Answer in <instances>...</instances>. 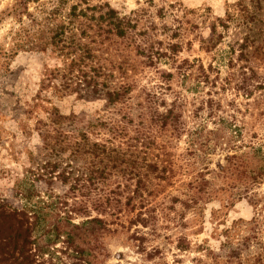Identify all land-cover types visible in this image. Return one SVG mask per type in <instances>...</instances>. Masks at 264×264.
<instances>
[{"label":"rangeland","instance_id":"374dc122","mask_svg":"<svg viewBox=\"0 0 264 264\" xmlns=\"http://www.w3.org/2000/svg\"><path fill=\"white\" fill-rule=\"evenodd\" d=\"M243 1L251 10L257 6L255 0ZM238 2L0 0V203L16 208L38 204L39 196L27 202L17 195L21 182L41 196L51 188L57 193L67 189L38 174L43 159H62L63 167L71 161L70 149L61 153L64 158L51 154L58 128L54 115H75L73 133L97 118L120 116L106 107V97L81 96L75 84L61 88L66 74L97 68L110 74L106 79L101 74V82L119 85L133 79L136 103L146 105L149 90L165 98L162 110L175 101L182 128L153 125L143 131L144 144L135 130L122 138H129L130 145L121 148L132 160L107 168L112 175L105 178L106 189L116 188L120 210L101 215L109 229L97 231L84 245V259L91 264H257L248 253L261 252L264 259V0L256 20L233 19L222 29L220 20L238 12ZM109 9L132 20L135 28L127 37L111 30L105 19ZM144 47L164 54L148 63ZM77 52L82 61L73 63ZM162 70L173 75L160 92L157 71ZM251 71L263 84L250 86L247 95L240 87L246 85L244 73ZM134 107L138 115L142 107ZM149 120L136 118L130 128ZM109 137L90 135L100 142ZM97 197L94 191L91 200ZM49 212L46 219L52 223ZM90 214L99 213L92 209ZM180 237L188 250L178 248ZM247 237L251 249L229 262L232 247ZM73 248L57 242L45 255L47 264H82Z\"/></svg>","mask_w":264,"mask_h":264},{"label":"trees","instance_id":"16d2710c","mask_svg":"<svg viewBox=\"0 0 264 264\" xmlns=\"http://www.w3.org/2000/svg\"><path fill=\"white\" fill-rule=\"evenodd\" d=\"M255 1L257 6L251 10L247 3L240 0L237 3V6L240 7L238 8V12L229 11L227 18L220 20L219 26L225 29L229 26L231 20L243 17L247 24H249L250 20H256V9L261 7V0ZM105 15V19L108 20V25L113 28L111 30H114L121 37H127L135 28L130 17L126 15L120 16L115 9H109ZM222 33L223 31L219 32L218 38L222 37ZM171 48L177 51L176 44L171 45ZM243 48L244 46L241 48V53L243 52ZM146 51L147 49L144 47L142 52L147 62L151 64L155 63L157 55L161 56L164 54L159 50ZM90 52L88 51L87 55H90ZM79 61H82V54L77 52L75 59L73 55L72 62L77 63ZM157 72H160V80L156 88L162 92L165 86H169L168 82L173 74L166 70ZM70 74L72 73L65 75V81L61 85L62 89H70L75 84L74 90L81 96L106 97V107L109 109L115 108L116 113L120 114V116L118 118L112 116L109 120L97 118L95 122H90L80 130L76 129L75 133H73L69 128L75 124V115L65 116L59 113L54 115L53 123L58 128L57 135L54 136L55 144L52 145L51 154L64 158L61 153L70 149V154L67 159L71 161L63 167L64 161L62 159H56L54 157L53 159H43L38 169V174H40L39 177L46 176L47 178L45 180L50 181L49 184L60 181L67 186V189L63 193H57L51 188L49 191L43 192L44 195L41 196V191H33V185L31 187L21 182V185L19 184L18 187L19 190L17 189V195H21L27 202L32 201L33 196H39L38 204L33 207H29L26 204L22 208H16L7 202L0 203V264H47L45 255L51 252V246L57 242H62L66 250L74 247L73 250L77 254L78 260H81L82 264H85V262L91 264L89 259L85 260V257H83V253L85 252L84 245L91 244L92 236L97 231H106L109 229L110 223L101 215L105 213L115 215V209L119 208L118 204L120 203L116 197V188H105L106 175H112L111 171L107 168H118L119 164L126 162V160H132L125 157L123 148H121L123 144L128 143L130 145L129 138H122L130 130H135L139 132V135H143V137H137L138 140H136L144 144L145 139L148 137L143 131H147L144 129H151L153 125L159 124L162 129H167L168 126H171L175 131H180L182 128V121L180 120L181 113L176 110V102L174 101L173 104L162 110L161 107L166 106L165 98L156 90L147 91L144 99L146 105H143L144 102L136 103L133 99V90L135 87V81L133 79L129 80L128 78L119 85L101 82L99 79L101 74H103L105 79L110 74L99 71L97 68L92 69V72L80 69L78 76H72ZM243 81H246V85L240 88L244 89L247 95L251 94V87L258 88L263 84V81L260 80V77L254 71H251V73L245 72ZM135 105L140 108L142 107L138 115L134 113L136 109L134 107ZM145 116L147 118L149 117V124L142 126L141 124L144 122ZM136 118H140L142 123L138 122L131 129L130 127L132 125L130 124H136ZM103 129L107 132L102 133ZM70 131L73 135L69 134L68 136V132ZM97 134L101 136L108 134L110 137L104 139L102 142L91 140L90 135ZM43 138L47 145L51 143L48 133H45ZM60 144H62V147L59 146ZM56 145L59 146V149L55 147ZM80 159L84 161L83 164L73 165V161L78 162ZM117 187L120 188L119 185ZM94 191L98 197L91 200V195ZM131 198L129 197V202ZM92 209L96 210L99 214L92 216L90 214ZM49 211L54 214L52 215L54 217L52 223H49L46 219ZM79 214L85 215L87 219L81 222L74 221L73 217ZM253 222L255 223L254 230L255 228L258 229L259 220L255 218ZM249 239V237L242 239L236 248L232 247L229 254V262L232 259H239L240 253L244 249H251ZM41 241H44V244H41ZM178 248L180 250H188L189 243H185V239L180 237ZM248 254L249 258L256 259L257 264H264L262 252L258 255Z\"/></svg>","mask_w":264,"mask_h":264}]
</instances>
